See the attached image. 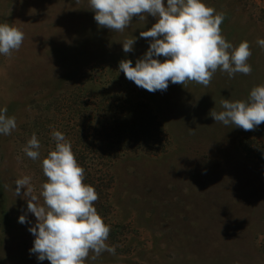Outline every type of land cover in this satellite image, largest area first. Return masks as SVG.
Here are the masks:
<instances>
[{"label": "rangeland", "instance_id": "374dc122", "mask_svg": "<svg viewBox=\"0 0 264 264\" xmlns=\"http://www.w3.org/2000/svg\"><path fill=\"white\" fill-rule=\"evenodd\" d=\"M203 2L225 15L228 42H249L251 74L229 78L218 70L207 87L169 82L166 91L150 93L126 79L119 62L135 66L144 56L151 38L140 32L155 17H133L114 32L97 25L88 0H0V23L24 33L18 51L0 54V108L17 122L10 135L0 134V264H50L30 253L36 218L14 190L29 175L39 194L53 130L71 142L77 161L105 177L95 181L105 184L97 212L116 239L107 240L115 254L93 260L90 253L85 264H264V123L244 131L209 115L223 111L222 99L247 101L253 87L264 85V49L257 44L264 39V0ZM135 37L125 53L122 43ZM128 103L148 107V123L160 125L161 150L103 158L97 122L114 127L108 117ZM33 133L41 145L35 161L23 152ZM21 215L30 223H19Z\"/></svg>", "mask_w": 264, "mask_h": 264}, {"label": "clouds", "instance_id": "9594fccd", "mask_svg": "<svg viewBox=\"0 0 264 264\" xmlns=\"http://www.w3.org/2000/svg\"><path fill=\"white\" fill-rule=\"evenodd\" d=\"M78 2V0H77ZM94 19L101 28L123 32L133 17L144 20L147 15L157 22L141 38H151L142 58L133 66L131 60H121L119 71L137 87L150 93L166 91L169 82L183 85L195 82L205 87L219 70L229 78L240 73L250 75L248 63L252 55L248 41L233 46L222 35L223 13L207 6L203 0H88ZM134 39H126L123 51H133ZM24 33L7 23H0V54L10 56L22 46ZM264 49V39H257ZM159 57H164L163 62ZM223 111L210 110L215 122L234 125L244 131H255L264 123V85L255 86L247 101L222 99ZM17 127L16 118L7 115V107L0 108V134L10 135ZM192 130V129H191ZM194 131V130H193ZM54 150L42 160V171L47 178L39 194L32 177L24 175L15 181V196L27 201V212L34 214L35 225L29 232L35 237L31 254L50 264H85L107 251L115 254V246L107 243L110 226L98 214L94 203L99 199L95 188L84 183L85 169L79 165L65 135L51 133ZM40 142L35 133L23 148L32 160L40 158ZM21 189H25L21 192ZM19 223H30L26 215Z\"/></svg>", "mask_w": 264, "mask_h": 264}, {"label": "trees", "instance_id": "16d2710c", "mask_svg": "<svg viewBox=\"0 0 264 264\" xmlns=\"http://www.w3.org/2000/svg\"><path fill=\"white\" fill-rule=\"evenodd\" d=\"M115 107L113 109L110 107L111 109L108 110L113 112L115 109H117V107ZM148 115V107H145L140 103H128L127 108L123 113H118L117 115L113 113L108 117V119L112 118L111 122H113L114 127L111 126L109 122V125L107 126V120L105 121V119H103V123L98 121L96 128L97 130H101L97 132V135H101L99 140V144H101L99 147V153L101 157L105 158L106 156L107 158H115L123 155L126 151L144 152L147 154H155L160 151L161 148L159 147H161V143H159L160 141L156 138V135L160 134V125L157 121L149 124V118H146L149 117ZM87 123H89V120ZM103 124L104 128L101 127ZM126 127H128V129H126ZM112 136L115 141H113L111 144L108 141L105 142V138L109 139ZM78 163L85 169L84 183L93 186L100 199V196L104 195L103 191L100 193L101 187H104L105 184L103 185L95 181L97 179L103 180L102 178H105L104 173L100 170V176H98L96 174L98 170L97 168L93 170L91 167H88L86 164H83L80 161H78ZM99 199L94 203V207L97 210H99L102 205V202L101 204L98 202ZM108 238L112 239L113 241L116 240L112 236Z\"/></svg>", "mask_w": 264, "mask_h": 264}]
</instances>
